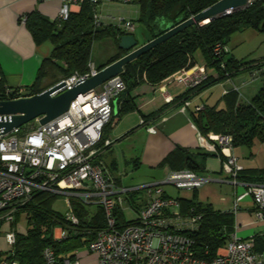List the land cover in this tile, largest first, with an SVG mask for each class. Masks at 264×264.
Instances as JSON below:
<instances>
[{
  "label": "built area",
  "instance_id": "2783aa9c",
  "mask_svg": "<svg viewBox=\"0 0 264 264\" xmlns=\"http://www.w3.org/2000/svg\"><path fill=\"white\" fill-rule=\"evenodd\" d=\"M82 0H63L57 18L64 20L71 12V4ZM97 4L98 0H90ZM130 3L133 0H119ZM25 17L21 20L24 22ZM94 24L100 25L95 9ZM126 34L134 30V23L127 19L116 22ZM216 56L228 51L225 45L216 43L212 48ZM223 67V63H221ZM98 69L90 62L89 71L64 78L60 91L69 89L80 78L94 75ZM252 79L264 75V64L251 71ZM208 78L207 64L194 62L173 72L163 80L164 85H181L192 89ZM2 76L0 74V81ZM125 88L119 75L114 76L94 90L79 95L70 102L68 109L44 124L39 117L30 127H14L4 132L0 127V233L6 247L0 252L6 258L0 264H21L9 258L19 230L15 215L36 192H49L75 197L84 205L99 206L104 215V227L87 244V249L96 253L95 264H264L262 254L253 250V238L240 237L234 229L212 259L198 256L196 242L191 234L201 224V213L190 208L182 212L179 200L164 195L163 186L176 189H197L206 179L195 171L182 168L169 170L163 179L136 186H123L104 164L102 155L110 144L101 135L112 116V100ZM237 91L239 89H236ZM225 93L227 90L224 91ZM0 100L25 97L23 88L4 85ZM240 97H243L240 95ZM185 104H188L186 102ZM199 109V107L197 108ZM11 120V114H0V122ZM28 123V122H27ZM141 123L144 120L141 119ZM154 132L153 125L147 126ZM201 149L217 152L223 156L222 169L238 182L242 170L237 158L231 153V136L208 133L200 135ZM245 191L235 195L230 212L235 213L239 201L250 196L256 214L264 220V183L244 182ZM143 190L142 199L133 201L131 194ZM77 198V199H76ZM129 206L136 212L133 219H126L124 209ZM128 221L117 227V213ZM67 221L76 224L71 202L64 214ZM53 231L54 240L63 239L65 230L59 226ZM41 264H80L77 257L58 259L50 247L42 251Z\"/></svg>",
  "mask_w": 264,
  "mask_h": 264
},
{
  "label": "trees",
  "instance_id": "16d2710c",
  "mask_svg": "<svg viewBox=\"0 0 264 264\" xmlns=\"http://www.w3.org/2000/svg\"><path fill=\"white\" fill-rule=\"evenodd\" d=\"M133 1L139 6L137 21L153 32H159L166 23L183 21L218 0ZM95 9L96 5L90 0H82L80 10L76 13L70 12L64 20H50L37 11L25 16L23 23L34 41H48L53 47L50 55L43 60L35 82L23 88L24 95L41 92L44 88L40 86V82L44 78H50L48 86H51L60 79L87 73L93 42L111 38L118 43L120 36L125 32L117 25H95ZM245 27L264 31V0H253L245 9L213 19L204 25L189 26L124 65L119 76L124 81L125 88L116 96L120 107L104 126L100 144L107 137L114 118L135 107L130 91L143 78L151 83H158L185 66L187 62H196L194 55L197 52L204 55L207 66L215 69L217 77H209L189 91L233 78L264 64V57L237 60L230 56L228 51L219 56L213 53V45L221 43L226 46L229 36ZM124 54V51L119 50L109 58L108 63ZM102 67L104 65L96 68L99 70ZM3 90L4 84L1 80L0 98L4 97ZM223 100L224 108L204 107L193 116L199 132L204 136L208 133L230 135L232 148L250 147L255 140L264 141V81L250 97H240L236 91L230 89L224 94ZM207 154L202 149L190 151L177 147L164 158L163 163L169 165L172 170L187 168L197 171L203 167ZM243 173L244 170L239 172L240 178ZM256 174L262 176L264 171H257ZM56 196L58 195L45 191L36 192L16 213L15 220L21 212L25 214L26 229L25 232L17 233L15 243L11 247L13 253L9 258L21 264H41L42 251L46 247L52 248L58 259L73 258L74 251L87 246L96 232L104 227L103 211L99 206L90 213L84 204L75 199L70 202L78 222L73 224L67 221L64 214L52 207ZM134 196L135 194L130 195L132 201ZM186 202L189 208H193L202 216L199 229L191 234L196 242L198 256L212 259L232 232L233 218L230 213L216 211L207 204L194 200ZM126 223L128 221L118 212L117 227H123ZM59 226L65 230L66 236L54 240L53 229ZM6 257V254L0 252V260Z\"/></svg>",
  "mask_w": 264,
  "mask_h": 264
},
{
  "label": "crops",
  "instance_id": "0c3cea01",
  "mask_svg": "<svg viewBox=\"0 0 264 264\" xmlns=\"http://www.w3.org/2000/svg\"><path fill=\"white\" fill-rule=\"evenodd\" d=\"M62 3L63 0H0V74L4 85L11 88L32 85L43 60L50 55L53 47L48 41L36 43L21 19L37 11L54 20ZM79 10V3L71 4L72 13ZM96 11L101 26H116L119 19L132 21L134 30L130 34L134 35L139 45L153 38L154 32L137 21L139 6L135 1L123 3L119 0H98ZM119 50L117 43L111 38L95 41L91 47L90 61L96 67L106 66L109 58ZM227 50L237 60H250L239 57L231 47ZM194 58L197 62H207L201 52H197ZM207 73L208 78L217 77L213 67L207 66ZM244 76L243 72L235 76L233 81H244ZM231 81L226 79L189 91L181 85H164L162 81L151 83L143 78L130 91L135 107L114 118L105 138L110 140V144L102 158L117 182L129 187L159 181L172 170L163 163L171 151L177 147L190 151L201 149L199 136L202 134L193 116L204 107L224 108L223 91L232 89L234 82ZM49 82L50 78H44L40 86L46 89L50 87ZM244 87L249 89V94L245 93L244 97H250L259 86L254 88L247 84ZM119 107L120 102L115 97L112 100L113 116ZM141 119L144 123H141ZM149 125L155 127L154 132L147 130ZM230 151L244 170L242 178H237L240 183H233L231 176L222 169L223 156L219 151L207 152L203 167L195 171L206 182L197 189L176 190L171 185H164V195L178 199L182 212L190 209L186 201L194 200L207 204L216 211L230 213L233 218L232 231L235 229L245 239L253 238L254 252L262 254L264 259V220L257 216L251 199L240 200L237 211L234 214L230 212L235 195L240 194V190L245 191V185L241 182L264 183V174H256L257 171H264V141L255 140L250 147H231ZM170 188L175 189L176 193H172ZM184 200L186 201L183 202ZM54 229L57 232L60 228ZM79 251L80 248L74 254L75 257L84 259L82 264L96 262L97 255L94 252L87 251L94 254L90 257L85 252L83 256H79Z\"/></svg>",
  "mask_w": 264,
  "mask_h": 264
},
{
  "label": "water",
  "instance_id": "95a60500",
  "mask_svg": "<svg viewBox=\"0 0 264 264\" xmlns=\"http://www.w3.org/2000/svg\"><path fill=\"white\" fill-rule=\"evenodd\" d=\"M251 1L253 0H218L183 21L166 23L159 32L153 33L152 39L141 45L138 44V40L133 34L121 35L117 47L125 54L99 69L94 75L78 79L71 88L60 91V88L65 85V81L60 79L41 92L18 99L0 100V114H11V120L0 122V127H3L4 132H8L36 117H39V123H46L65 112L70 102L79 95L86 94L110 78L119 75L124 65L164 40L189 26L204 25L213 19L245 9Z\"/></svg>",
  "mask_w": 264,
  "mask_h": 264
},
{
  "label": "rangeland",
  "instance_id": "374dc122",
  "mask_svg": "<svg viewBox=\"0 0 264 264\" xmlns=\"http://www.w3.org/2000/svg\"><path fill=\"white\" fill-rule=\"evenodd\" d=\"M228 46L226 45L227 49L228 47H231L232 50L239 56L242 58H248V59H258V58H262L264 57V31H259L257 29L251 28V27H245L241 30H237L235 32H233L229 38H228V42H227ZM224 52H222L223 54ZM245 74V78L244 81H238L235 83V81H233V78H227L229 80H232L231 82H234L232 85V89L234 91H236L239 95L243 96L245 95V93L249 94V89L247 90L244 85H251L252 87H258L260 86L263 81H264V77H256L254 79H252V75L250 73V71H246L244 72ZM226 80V79H225ZM244 87V88H243ZM251 87V88H252ZM236 89H239L238 91ZM224 93V91H223ZM249 96V95H248ZM34 124V121L31 120L28 123L23 124V128L26 127H30V125ZM172 189V188H170ZM244 190H246L245 188H243ZM174 190V191H173ZM178 190V189H176ZM175 189H172L171 192L176 193ZM243 190H240V194L243 193ZM143 196V191H139L137 193H135V200L139 201L141 199V197ZM245 198H250V196H246L244 198H242L241 200L245 199ZM71 199H75V197L72 196H66V195H58L56 196L55 200L53 201L52 207L57 210L58 212L65 214L68 210H69V202ZM77 199V198H76ZM252 201V199H251ZM253 201H252V206H253ZM86 208L88 209V211L90 213H93L96 209H97V205H85ZM74 212V210H73ZM124 216L126 217V219H133L136 216V212L130 208L129 206H127L124 211ZM75 215V213H74ZM76 216V215H75ZM104 216V215H103ZM105 223V220H104ZM15 224H17L18 229L19 230H25L26 229V217L24 213H20L19 216L16 218L15 220ZM6 247V244L4 242L3 236L0 233V249H4ZM87 246L81 247L80 251H79V256H83L84 252L86 253V255H90V257H92L94 254L96 255V253L92 254V253H88L87 252ZM80 264H82L81 262L84 259H80L78 258ZM96 263V262H95ZM94 263V264H95Z\"/></svg>",
  "mask_w": 264,
  "mask_h": 264
}]
</instances>
